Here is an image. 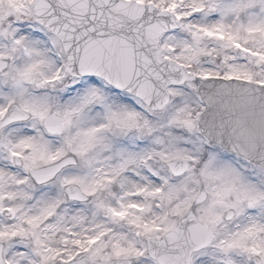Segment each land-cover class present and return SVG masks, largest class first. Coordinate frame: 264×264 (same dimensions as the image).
<instances>
[{"label":"snow or ice","instance_id":"1","mask_svg":"<svg viewBox=\"0 0 264 264\" xmlns=\"http://www.w3.org/2000/svg\"><path fill=\"white\" fill-rule=\"evenodd\" d=\"M0 264H264V0H0Z\"/></svg>","mask_w":264,"mask_h":264}]
</instances>
